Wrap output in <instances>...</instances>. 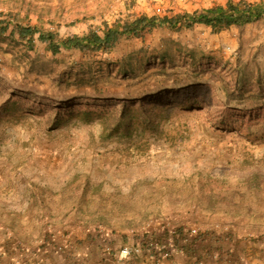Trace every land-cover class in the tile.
I'll return each mask as SVG.
<instances>
[{"label": "rangeland", "instance_id": "obj_1", "mask_svg": "<svg viewBox=\"0 0 264 264\" xmlns=\"http://www.w3.org/2000/svg\"><path fill=\"white\" fill-rule=\"evenodd\" d=\"M227 1L0 0V167L28 179L0 195V264H264V19L157 27L107 53L53 55L35 35L34 70L10 34ZM102 104L116 110L104 135ZM26 201L48 211L4 205Z\"/></svg>", "mask_w": 264, "mask_h": 264}, {"label": "trees", "instance_id": "obj_2", "mask_svg": "<svg viewBox=\"0 0 264 264\" xmlns=\"http://www.w3.org/2000/svg\"><path fill=\"white\" fill-rule=\"evenodd\" d=\"M264 19V1H247L239 0L234 2L228 0L224 5H215L192 13L183 12L172 16H136L131 21L124 23H116L112 26H104L101 31L90 28L83 34H72L65 37H59L57 33L52 31H41L34 26H23L19 23L13 25L10 29V34L16 35L22 42H24L25 51H32L34 49V36L45 43L46 48L53 55L58 54L62 49L72 50L76 49L84 54L96 52H109L115 44L123 37H140L146 30H152L157 27H168L170 29L191 28L194 25L201 24L210 27L214 32H219L231 26L242 27L246 24ZM9 25L0 29V34L6 32ZM30 59L31 69H35L33 64L34 59L28 55ZM228 101L231 100V93L224 91ZM112 106H114L112 104ZM127 103L124 102L122 110L120 111L119 122L117 127L124 126L127 130L128 124L125 117V108ZM109 105L102 104L100 109L102 111L99 121L102 127V135L110 130V117L115 114V108ZM115 110V112H114ZM84 112V111H82ZM87 113V112H86ZM141 118V117H140ZM138 118L140 122L142 119ZM153 118L147 117L145 123L151 124ZM127 127V128H126Z\"/></svg>", "mask_w": 264, "mask_h": 264}, {"label": "crops", "instance_id": "obj_3", "mask_svg": "<svg viewBox=\"0 0 264 264\" xmlns=\"http://www.w3.org/2000/svg\"><path fill=\"white\" fill-rule=\"evenodd\" d=\"M25 175H27L24 171H22V173H18L17 171H16V169L15 168H10V169H7V171L6 170H4V168H2V167H0V178H2V180L0 181L1 182V188H0V191H2V190H6L4 193H1L0 192V195L1 194H3V195H5V194H8V192H10V191H13V190H15L16 188H14V183H16L17 182V180L18 181H21V183L23 184L24 183V185H22V186H25L26 185V183L28 182V179H25ZM25 191L24 192H34V190L33 189H31V190H29L28 188V190L24 187L23 188ZM20 192V191H19ZM12 194H10L9 195V197L11 196ZM31 199V198H30ZM28 204V206H26ZM4 205H6L7 206V208L9 207L10 209H12V208H18V209H21V208H30V211H32L33 213L34 212H36V208L37 207H39V206H43V208H40V209H38V210H42V211H48V209L47 208H45L44 207V203H41L40 202V204H35V206H34V204H32L30 201L28 202V201H26V204H17V205H13V204H4ZM1 208V207H0ZM22 210V209H21ZM1 211V210H0ZM7 211V209H5L4 210V212H6ZM1 213V212H0ZM15 215H16V213H14ZM47 214V215H46ZM46 214H44L43 215V218L44 219H52V217L50 216V213H48V212H46ZM2 215V214H1ZM4 215H7V214H4ZM28 259V258H27ZM30 259H28V261H29ZM13 262H15V260L13 261ZM2 264H8V263H2ZM12 264H15V263H12ZM23 264H32V263H27V262H25V263H23Z\"/></svg>", "mask_w": 264, "mask_h": 264}, {"label": "built area", "instance_id": "obj_4", "mask_svg": "<svg viewBox=\"0 0 264 264\" xmlns=\"http://www.w3.org/2000/svg\"><path fill=\"white\" fill-rule=\"evenodd\" d=\"M139 249L138 247H133V246H125L123 247V249L121 250V256L123 257H127L130 256L132 254H136L138 253Z\"/></svg>", "mask_w": 264, "mask_h": 264}]
</instances>
